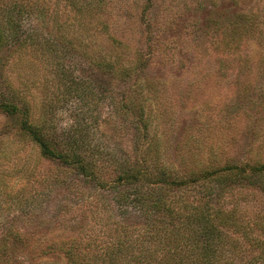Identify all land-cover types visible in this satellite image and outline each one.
Wrapping results in <instances>:
<instances>
[{"label":"rangeland","instance_id":"374dc122","mask_svg":"<svg viewBox=\"0 0 264 264\" xmlns=\"http://www.w3.org/2000/svg\"><path fill=\"white\" fill-rule=\"evenodd\" d=\"M38 1V7L44 9L42 15L12 12L26 31L34 28L40 40H55L51 16H56L58 21L80 22L86 28L81 37L94 38L85 48L82 43H74L75 47L71 43H43L50 45V51L34 50L22 61L15 60V64L21 62L18 75L8 68L13 61L14 43L0 53V94L10 91L4 78L8 74L20 95L32 103L35 113L45 100H52L49 114L55 139L66 137L77 124H87L97 142L131 155L135 129L131 124L126 131L115 129L130 120L123 112L115 113L112 103L134 99L133 79L140 78L158 87L163 96L157 104L162 108L161 135L174 163L180 154L186 163L198 157L197 152L206 159L210 146L217 147L214 154L221 163L230 158L237 162L264 158V0H99L98 5L97 0H75L76 5H93L89 14L80 18L75 6L66 0ZM253 16L255 27L246 31L240 43H226L225 35L239 30L240 22ZM103 25L129 50L114 48L109 34L100 32ZM72 28L79 33V27ZM89 52L94 57L119 52L127 62L137 61L140 66L135 67L131 78L123 79L97 66ZM81 85L92 91L89 102L73 90ZM65 86H70L71 92L54 100ZM144 101L152 104L151 98ZM15 127L16 123L7 121L0 112V141L13 139ZM37 155L30 144H25L0 164V174L6 178L17 179L22 167L30 169L34 164L36 172L46 174L42 179L36 174L20 181L26 190L18 206L16 199L5 201L0 195V240L5 227L17 229L37 246H45L52 238L85 234L101 237L103 224L112 220L109 214L126 223L140 222L136 215H118L112 188L95 186L63 171L56 161ZM26 159L30 166L25 164ZM187 166L179 171L183 173ZM251 180L245 183L262 204L264 188L258 177ZM8 243L11 264H65L62 255L35 258L27 243L12 237ZM246 264H264V260Z\"/></svg>","mask_w":264,"mask_h":264},{"label":"trees","instance_id":"16d2710c","mask_svg":"<svg viewBox=\"0 0 264 264\" xmlns=\"http://www.w3.org/2000/svg\"><path fill=\"white\" fill-rule=\"evenodd\" d=\"M66 1L75 6L78 18L93 6ZM38 2L0 0V53L9 43H14L13 61L9 67L7 63L4 66L14 69L10 71L16 75L21 62L15 64V60L22 61L34 50L50 51V45L43 43H82L85 48L94 39L90 35L81 37L86 28L80 22L58 21L56 16H51L55 40H40L34 28L26 31L12 12L42 15L44 9L38 7ZM255 18L245 17L239 30L225 35L226 43H240L246 31L255 27ZM75 26L80 28L79 33H74L72 27ZM101 31L109 34L108 26L103 25ZM107 36L114 48H121L122 52L129 50L118 37ZM88 54L97 66L109 69L123 79L131 78L135 67L140 66L137 61L134 64L127 62L128 59L119 52L101 57ZM4 78L10 91L0 94V112L5 114L7 121L15 122L16 127L13 139L0 141V164L11 159L25 144H30L38 158L54 160L63 171L81 176L95 186L112 188V201L118 215L127 218L136 215L140 222L126 223L109 214L107 216L112 220L103 224L105 230L101 237L85 234L66 239L52 238L47 239L45 246H37L17 229L5 227L0 240V264H11L10 237L16 242L27 243L35 258L62 255L65 264H246L264 260V201L262 204L257 201V193L245 183L258 177L264 188V158L250 162L230 158L221 163L215 158L217 147L210 146L206 159L197 152L198 157H191L186 163L185 156L180 154L174 163L168 157L166 141L161 135L162 108L159 109L157 104L163 96L158 87L148 85L140 78L133 79L134 99L128 97L112 103L115 113L123 112L130 120L127 125L119 124L115 129L126 131L130 124L135 129L131 155L97 142L87 124H77L66 137L55 139L49 114L53 101L45 100L35 113L32 103L20 95L16 85H12L9 75L5 74ZM69 88L65 86L54 100L65 98L71 92ZM73 90L88 102L92 99V91L85 85ZM149 98L152 104L147 105L144 100ZM261 136L264 145V129ZM25 164L30 166L28 159ZM185 164L188 166L181 173L179 169ZM35 168V164L30 169L22 167L21 173L16 174L17 179L0 174L3 200L16 199L15 206L23 202L26 185L20 181L34 178L36 174L40 179L46 175L40 170L36 172ZM58 174L60 172L54 176ZM254 248L259 251L254 253Z\"/></svg>","mask_w":264,"mask_h":264}]
</instances>
